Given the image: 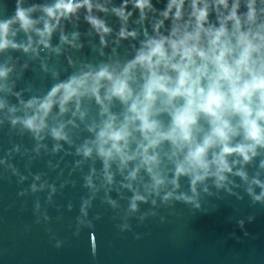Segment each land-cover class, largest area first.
I'll list each match as a JSON object with an SVG mask.
<instances>
[{"label":"water","instance_id":"95a60500","mask_svg":"<svg viewBox=\"0 0 264 264\" xmlns=\"http://www.w3.org/2000/svg\"><path fill=\"white\" fill-rule=\"evenodd\" d=\"M53 3L20 0L22 7L37 6L30 13L36 23L27 31L10 24L8 44L0 48V264H264V146L250 151L247 161L227 155L229 170L217 173L218 148L209 150L206 171H193L187 147L168 140L145 152L138 120L128 124L120 153L99 137L105 124L119 128L131 114L111 95V81L97 74L106 69L124 78L148 40L168 35L169 22L154 32L160 17L148 9L143 22L137 14L122 22L111 11L119 0H92L107 13L81 7L50 18L42 8ZM16 7L17 0H0V22ZM256 8V22L243 28L264 35L257 28L264 23V0H256ZM87 15L105 20L112 31L97 32ZM45 21L54 27L41 37L36 29L42 31ZM122 24L135 36L121 38ZM146 77L140 65L129 70L134 96ZM66 84L76 92L61 106ZM53 87L59 91L45 113L40 105ZM154 107L161 111L152 119L166 130L169 111L159 98ZM32 118L39 128L26 125ZM199 126L207 129L203 118ZM237 142L248 143L242 136ZM145 156L154 159L145 162Z\"/></svg>","mask_w":264,"mask_h":264},{"label":"clouds","instance_id":"9594fccd","mask_svg":"<svg viewBox=\"0 0 264 264\" xmlns=\"http://www.w3.org/2000/svg\"><path fill=\"white\" fill-rule=\"evenodd\" d=\"M36 7H22L17 0L14 16L0 22V48L8 44L6 37L10 24L18 23L25 31L33 27L36 21L30 13ZM81 7L88 13L93 7L99 12H108L102 4L93 5L92 0H55L42 10L48 17L56 18L58 14H73ZM244 7L246 12L241 13V0H155V3L153 0H119L118 6L113 5L112 13L122 22H127L134 14L139 16V22H143L148 9L160 17L152 24L154 32H158L165 21L170 27L167 36L148 40L145 47L138 50L124 68V78H113L106 69L97 74L111 81V95L127 103L131 114L125 117V123L119 128H114L110 122L105 124L99 132L102 143L112 141L111 147L120 153L119 142L126 141L128 124L138 120V130L148 142L145 152L147 147L168 140L177 148L187 147L185 161L193 171L196 168L206 171L209 150L218 148V153L213 154L217 173L229 170L227 155L237 153L247 161L250 151L257 145L264 146V59L260 58L264 35L259 31L252 32L250 27L248 30L243 28V25L251 26L257 20L256 0H246ZM260 11L264 14V9ZM85 20L97 32L107 34L112 31L103 19L87 15ZM53 27L45 21L43 30L36 31L44 37L51 33ZM257 28L264 29V23ZM119 36H135V30L128 31L122 24ZM257 39L259 43L255 42ZM135 65L145 69L147 77L142 90L134 96L127 78ZM62 87L61 106L76 92L72 84ZM57 91L59 88L53 87L49 99L40 105L45 113ZM158 98L171 118L166 130H161L158 121L152 119L154 112L161 111L154 107ZM177 98L183 101L179 105L174 103ZM202 118L207 124L206 130L199 126ZM33 120H27L26 125L32 129L39 128L41 125ZM196 133H201L199 140ZM237 136H242L248 143L233 144ZM103 154L110 156L111 149ZM153 159L145 156V162ZM178 171L187 169L180 166ZM156 182L160 183L159 180ZM240 223L242 226L243 222Z\"/></svg>","mask_w":264,"mask_h":264}]
</instances>
